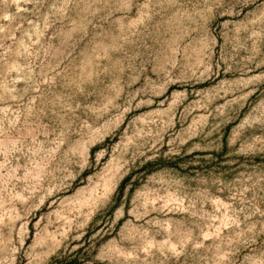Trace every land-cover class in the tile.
Instances as JSON below:
<instances>
[{
	"label": "rangeland",
	"instance_id": "obj_1",
	"mask_svg": "<svg viewBox=\"0 0 264 264\" xmlns=\"http://www.w3.org/2000/svg\"><path fill=\"white\" fill-rule=\"evenodd\" d=\"M0 264H264V0H0Z\"/></svg>",
	"mask_w": 264,
	"mask_h": 264
}]
</instances>
